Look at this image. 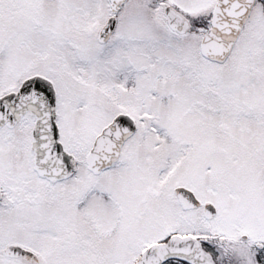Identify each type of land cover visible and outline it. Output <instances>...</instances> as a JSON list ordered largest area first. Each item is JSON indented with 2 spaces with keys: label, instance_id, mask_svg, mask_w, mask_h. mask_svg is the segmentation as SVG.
<instances>
[{
  "label": "snow or ice",
  "instance_id": "1",
  "mask_svg": "<svg viewBox=\"0 0 264 264\" xmlns=\"http://www.w3.org/2000/svg\"><path fill=\"white\" fill-rule=\"evenodd\" d=\"M0 264H264V0H0Z\"/></svg>",
  "mask_w": 264,
  "mask_h": 264
}]
</instances>
